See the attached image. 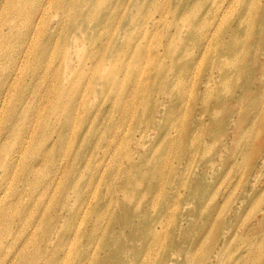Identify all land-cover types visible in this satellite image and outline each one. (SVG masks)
<instances>
[{
  "label": "rangeland",
  "instance_id": "1",
  "mask_svg": "<svg viewBox=\"0 0 264 264\" xmlns=\"http://www.w3.org/2000/svg\"><path fill=\"white\" fill-rule=\"evenodd\" d=\"M123 2L118 21L97 27L105 53L81 35L73 58L83 64L64 85L56 79L71 57L73 8L32 0L8 29L14 9L0 7V112L19 130L49 119L68 129V144L37 171L49 177L60 161L63 170L66 155L72 165L60 181L73 195L60 222L62 189L51 204L45 198L37 231L31 221L2 231L10 216L41 215L43 205L20 191L17 173L0 181V249L3 234L8 243L16 234L11 255L22 238L28 244L17 264H78L81 253L84 264H264V0H149L140 13L149 10L147 38L136 19L117 31L131 0ZM58 15L68 21L56 25ZM130 34L143 37L141 49L122 45L138 42ZM55 224L58 252L48 256L40 241Z\"/></svg>",
  "mask_w": 264,
  "mask_h": 264
},
{
  "label": "bare ground",
  "instance_id": "2",
  "mask_svg": "<svg viewBox=\"0 0 264 264\" xmlns=\"http://www.w3.org/2000/svg\"><path fill=\"white\" fill-rule=\"evenodd\" d=\"M63 1L62 9L66 12V8H73V14L72 17L68 18L72 24V41L75 42L69 44L70 49L67 53H71L70 59L66 61L65 65V72L58 74L57 79L61 82V85L67 84L69 81V74L67 72L74 66L76 63L81 64L82 66L83 62L81 63V60H75L73 58V53L75 52L74 48L77 50L78 48H81L82 45L80 44L79 40L81 39V35L84 34L85 38L89 37L92 38L91 44L92 46H97V51H102L105 53L106 47L108 45H105L104 43H98L97 37H98V30L97 27L105 24L109 20H116L117 19V12L118 10H121L124 7L123 0H104L106 2V6L101 5V1L103 0H60ZM216 1V0H215ZM32 0H0V7L6 6L7 9L11 10V7L14 9L15 13H12L13 16L10 17L8 20L9 23L5 24V26L10 29L12 26L13 20H18L21 17H24L27 15L24 13V10L26 9L27 5L31 4ZM225 2V1H224ZM223 4H220L217 8L222 6ZM149 7V0H131L129 3V13H127L128 9L125 12V19L119 21V28L117 31H119L121 34L127 33L128 29L131 27L132 22L136 19L135 25L138 24V27H146L144 31V36L147 38L149 34V10H146V12L140 16L141 10L145 7ZM181 6H178L180 8ZM60 18V21H56V25H64L68 19L64 15H58ZM164 14H159L157 16L153 15V25L155 26L156 20H159L158 17H163ZM32 18L35 17V12L31 16ZM178 17V15H177ZM261 18L263 16L261 15ZM241 20V19H240ZM82 26V28H80ZM57 28V26H56ZM105 28V26L103 27ZM211 31H208L205 33V36H208ZM52 33L49 35L51 38H53V30L50 31ZM179 33V32H178ZM177 33V34H178ZM233 33V29H231V36ZM11 32L9 33V35ZM115 34V31L111 32L110 34H104V36L107 35L106 39L109 40L113 35ZM33 35L32 31L27 32L26 38H30ZM170 36V34L168 33ZM131 39H137L138 42H130L125 41L123 44L128 45L130 49H141V43L139 42L140 39L143 37H140V35H134L130 34ZM135 37V38H134ZM111 40H113L111 38ZM143 41V40H141ZM183 43H179V46H181ZM87 45V44H86ZM86 45L84 47H86ZM122 50V49H121ZM90 60L91 58H86ZM91 66H101V59L97 61H90ZM77 64V65H79ZM76 65V66H77ZM112 66V64H111ZM179 69L177 64L173 65L172 69ZM72 97V96H68ZM51 109H54V105L51 106ZM55 109L58 113L61 112L60 107L57 105V108L55 106ZM68 115L66 118H69L72 114V108L68 106ZM1 117V128H0V181H5L9 178V175L16 174L18 175V178H16L14 181H17L18 183H22L24 185V188H21L20 191L25 192L24 194L28 196H37L39 197V201L37 203V206L43 205L42 209L39 211L41 215L37 213H33L30 216V212L27 215H21L19 218L15 219L14 217L9 218V222L7 225H5L2 228V231L6 228V226H9L11 228L15 226H22L23 228L26 224L32 222L33 226L39 229V223L43 222V219L49 210V206L51 202L53 201L54 195L59 191V189H62L63 199H62V206L60 207V212H56L54 215V218L60 222L63 217H66V213H70V205L71 200L73 198L72 192L68 190V187L64 186L62 187V179L65 176V173L69 170L71 164V159H68L65 155L62 158V155L60 157V160H63L64 163V169L61 168V161L60 166H55L51 169V174L48 177L40 176V173L37 171L39 166L46 161H53L52 158H50L51 154L54 153L55 147L57 144H68L64 138L67 135L68 129L66 127H59L55 128V123H51V120L49 119L48 122L41 123L37 126L31 125L29 127L22 128L21 130L18 129V124L16 121H12L11 119H6V115L0 112ZM17 117V116H15ZM34 119L33 116H31L28 120V122H32ZM53 127V128H52ZM46 130V133L40 135V133L43 130ZM51 137L53 139L51 140ZM45 139V146L43 151L38 155H33L31 157H28V153L30 151H35L40 145V141ZM66 153V152H65ZM54 158V157H53ZM57 160V158H54ZM19 167H21V170H19ZM62 172V175H59V172ZM13 178V176H10ZM33 186L35 187L33 189ZM31 191H28V190ZM28 192V193H27ZM49 197L50 204L47 205L45 202V198ZM22 199V198H21ZM20 199V200H21ZM5 198L2 197L0 199V203H3ZM45 203V204H44ZM6 209V208H5ZM0 214V217L4 219L7 215L5 212ZM71 215V214H70ZM41 216V217H40ZM28 217V218H27ZM1 218V219H2ZM62 218V219H61ZM56 221V222H57ZM53 229H55L54 233L49 235L46 238H41V247L44 250H51L48 252L49 255H56L58 250L55 249L52 245H57L59 237L57 235H60L62 231L61 229H58V226L55 224L52 226ZM149 229V227H148ZM34 230V231H35ZM110 230V226H108L105 229V232L107 233ZM1 231V232H2ZM35 231V232H36ZM34 232V233H35ZM34 233L31 236V239L34 235ZM57 234V235H56ZM64 236H68V233L64 234ZM13 241L11 243H8L7 235L3 234L1 236V244L5 245V248H11L12 246L16 248V243L18 241V238L16 237V234L13 236ZM36 238V236L34 237ZM23 246L22 249H19L17 253L11 255V252L6 250L5 248L0 249V260L3 262H6L9 260V264H17L20 260H22L21 253L23 250L28 246L27 241L23 239ZM25 241V242H24ZM102 242H99L98 248L101 247ZM52 246V247H51ZM110 253L114 257V251L109 250ZM87 259V255L80 254V260L78 264H84V261ZM49 258L46 260L45 264H49Z\"/></svg>",
  "mask_w": 264,
  "mask_h": 264
}]
</instances>
